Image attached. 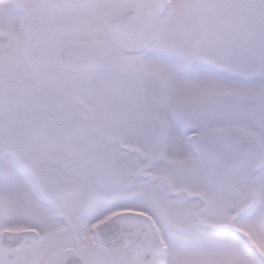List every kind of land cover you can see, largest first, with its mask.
I'll use <instances>...</instances> for the list:
<instances>
[{
    "label": "snow or ice",
    "instance_id": "1",
    "mask_svg": "<svg viewBox=\"0 0 264 264\" xmlns=\"http://www.w3.org/2000/svg\"><path fill=\"white\" fill-rule=\"evenodd\" d=\"M0 264H264V0H0Z\"/></svg>",
    "mask_w": 264,
    "mask_h": 264
}]
</instances>
